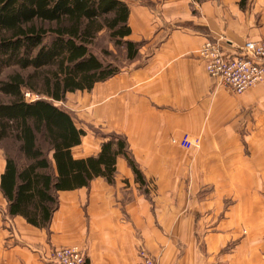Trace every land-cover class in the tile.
<instances>
[{"label": "crops", "instance_id": "0c3cea01", "mask_svg": "<svg viewBox=\"0 0 264 264\" xmlns=\"http://www.w3.org/2000/svg\"><path fill=\"white\" fill-rule=\"evenodd\" d=\"M122 1L130 28L124 40L137 44L136 55L92 89L67 93L60 105L84 132L71 148L74 160L96 158L118 135L141 179L118 155L112 183L95 177L56 192L44 229L10 216L0 191V264H45L43 255L67 246L84 249L86 264H143L141 250L156 264H251L240 230L248 220L236 221L235 211L218 216L264 190V80L231 94L208 76L197 51L206 40L225 52L264 40V0L243 8L240 0ZM184 135L199 148H180L175 142ZM5 165L0 152V176ZM259 222L264 228L263 212ZM256 237L264 264V230ZM234 239L236 252L220 255Z\"/></svg>", "mask_w": 264, "mask_h": 264}, {"label": "trees", "instance_id": "16d2710c", "mask_svg": "<svg viewBox=\"0 0 264 264\" xmlns=\"http://www.w3.org/2000/svg\"><path fill=\"white\" fill-rule=\"evenodd\" d=\"M247 1L240 0V7ZM128 16L122 0H0V76L12 70L0 79L7 99L0 103V141L13 139L21 160L5 154L0 176L10 216L46 228L57 207L56 192L86 187L95 177L112 183L118 155L141 179L118 135L108 137L96 158L74 160L71 148L84 132L60 105L67 93L90 90L118 73L93 53L103 31L126 51V59L134 58L137 44L124 40L130 35ZM40 73L45 75L39 85ZM24 93L40 99L27 102Z\"/></svg>", "mask_w": 264, "mask_h": 264}, {"label": "built area", "instance_id": "2783aa9c", "mask_svg": "<svg viewBox=\"0 0 264 264\" xmlns=\"http://www.w3.org/2000/svg\"><path fill=\"white\" fill-rule=\"evenodd\" d=\"M208 76L227 92L240 95L264 80V40H246L236 52L221 50L217 42L206 40L197 51ZM30 97V94H25ZM177 145L185 151L198 147L197 139L184 135ZM143 264H156L144 250L140 251ZM45 264H86L84 249L67 246L57 247L43 255Z\"/></svg>", "mask_w": 264, "mask_h": 264}, {"label": "rangeland", "instance_id": "374dc122", "mask_svg": "<svg viewBox=\"0 0 264 264\" xmlns=\"http://www.w3.org/2000/svg\"><path fill=\"white\" fill-rule=\"evenodd\" d=\"M92 50L95 55L100 57L102 61H104L105 65H111V68L117 70L118 72L121 71L123 68L126 67L127 65V59H126V51L122 49L121 47H118L116 45H113V40L110 39L108 32L103 31L100 33L96 39L94 40L92 44ZM12 70L6 71L4 74L0 76V79L5 78V75L10 74ZM41 72V71H40ZM45 72V71H44ZM24 76L31 74L30 71H25L22 72ZM41 75L37 78V84H41V80L45 73H40ZM263 82V81H262ZM261 82L257 83L260 84ZM255 84V85H257ZM254 85V86H255ZM253 87V86H252ZM251 87V88H252ZM250 89V88H249ZM24 93V98L27 102L35 101L37 99H40L39 96L36 94L32 93H27L30 94V97L26 98ZM7 99L0 94V103L6 102ZM66 101V96L63 102ZM62 106V105H61ZM199 145L197 148L194 150L198 149ZM193 151V150H192ZM0 152H2L4 155H10L15 161H17L18 164H21V160L19 159V153L17 151V145L13 141V139H7V140H2L0 141ZM249 199V200H248ZM247 199L248 206L243 207V208H232L230 206H226L222 208L221 214L218 216V220L222 219L224 216L225 212H234L236 221L241 223V220H248V226L246 225V228H244V225L241 224L242 227L240 230L245 231L246 233L244 234L245 237V242L247 243V246L249 247V259L251 264H258V260L260 259V254L257 249L258 238L256 237L258 232L264 230L262 228L259 218H260V213H264V206L261 204V202H264V190H258V191H250L249 192V198ZM259 203V204H258ZM235 209V210H234ZM248 210V215L246 214H240V211L242 210ZM261 244L264 246V239L261 240ZM240 245V239H234L229 241L228 245H226L221 251L220 255H229V254H234L236 250L238 249L237 246ZM264 257V254H263Z\"/></svg>", "mask_w": 264, "mask_h": 264}]
</instances>
